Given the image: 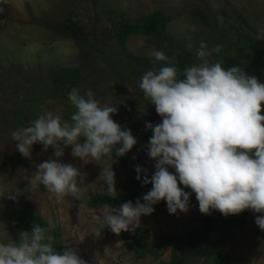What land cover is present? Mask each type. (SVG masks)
Returning <instances> with one entry per match:
<instances>
[{"label":"rangeland","instance_id":"obj_1","mask_svg":"<svg viewBox=\"0 0 264 264\" xmlns=\"http://www.w3.org/2000/svg\"><path fill=\"white\" fill-rule=\"evenodd\" d=\"M0 7L3 8L0 12V242H18L23 231L17 226V216L32 210L48 223H58L64 249H76L87 264L168 261L171 246L166 244L160 246L157 257H140L125 250L124 242L105 228L97 237L94 229L100 227V221L93 216L101 215L99 210L103 206L85 207L80 202L95 192L114 194L107 191L101 175L110 165L115 173V194L123 192L120 182L126 177V169L136 172V166H140L149 178L155 171V160L149 158L145 147L152 131L145 130V125L150 122L155 126L162 118L139 88L144 72H137L136 62V58L151 57L155 41L145 34L131 35L123 41V56L119 55L117 44L108 40L111 29L108 17L112 12L124 11L135 24L142 16L161 11L171 17L166 27L171 44L191 46L189 49L195 52L202 41L209 49L220 44L221 51L209 57L210 63L219 62L225 69L242 67L247 75L262 80L264 40H257V35L259 29L264 28V0H7L0 3ZM198 10L207 13V24L193 16V11ZM66 17L80 21L85 27H94L98 42L103 38L107 45L105 55L91 59L88 65L89 47L56 34L53 28L62 24ZM72 66L81 67L85 77L80 86L81 94L90 90L101 105L116 106L117 112L112 119L122 129H130L136 138V145L123 156L117 157L113 152L111 160L108 157L99 161L91 157L82 160L71 155V146L66 147L59 158L54 156L53 149L37 151L32 148L30 159L17 151L11 136L20 128L16 121L30 123L45 111L59 115L62 121H70L74 112L71 103L53 96L44 84L39 89L35 84L42 75L57 67ZM49 159L72 164L81 172L78 198L69 196L57 202L54 197L50 198L52 194L44 185L39 189L30 186L27 178L36 171L37 165ZM168 170L175 173L172 167ZM9 194L16 199H9ZM153 207L152 214L140 217L139 227H146L154 234L197 228L208 216L201 214L198 204L194 203L189 204L186 213L177 210L169 214L167 205L162 203ZM257 215L261 214L248 210L246 221L233 229L225 240V253L243 264H264V230L255 224ZM209 216L216 217L217 212L213 210ZM216 232L220 233L221 229ZM216 234L212 233L211 237L215 238ZM185 264L213 263L205 258L191 257Z\"/></svg>","mask_w":264,"mask_h":264},{"label":"clouds","instance_id":"obj_2","mask_svg":"<svg viewBox=\"0 0 264 264\" xmlns=\"http://www.w3.org/2000/svg\"><path fill=\"white\" fill-rule=\"evenodd\" d=\"M257 40H264V28L259 29ZM221 47L217 44L209 49L200 42L196 52L200 62L184 68L182 74L175 66L153 67L143 73L139 88L162 119L155 126L150 122L145 125V130L152 131L145 147L149 158L155 160L154 173L149 179L143 170L142 179L141 167L136 166L135 171L142 186L152 187L143 195V203L139 199L135 204L127 201L118 209L105 204L99 210L101 215L93 216L100 221V227L94 229L97 237L105 227L117 235L134 231L140 226V217L152 214L153 205L161 200L169 214L177 210L186 213L191 193L201 214L216 210L227 217L251 210L261 214L255 217V224L264 230V83L247 75L242 67L225 69L219 62L210 63L209 57ZM150 55L156 61L168 62L162 51L153 50ZM67 97L75 109L70 121L45 111L29 126L11 133L23 157L30 159L32 146L38 143L43 145L42 151L51 146L57 158L71 146L73 157L94 161L103 157L111 160L113 152L123 156L136 145L131 130L122 129L112 119L116 106L101 105L90 90L81 94L75 87ZM101 175L107 191L115 194L111 165ZM81 177L72 164L49 159L37 165L27 179L33 189L44 185L52 194L50 198L60 202L69 196L79 197ZM7 197L16 199L12 194ZM55 227L52 221L47 226L35 223L31 232L20 234L18 242H0V264H87L74 248H54L51 233Z\"/></svg>","mask_w":264,"mask_h":264},{"label":"trees","instance_id":"obj_3","mask_svg":"<svg viewBox=\"0 0 264 264\" xmlns=\"http://www.w3.org/2000/svg\"><path fill=\"white\" fill-rule=\"evenodd\" d=\"M193 16L199 18L203 23L207 24L208 22L207 13L203 11H193ZM108 18L111 26L108 40L114 41L115 44H117L119 55H122L124 51L122 49L124 40L131 35L145 34L153 37L155 41V50L164 52L168 57V62L156 61L152 56L149 58H136L138 73L145 72L153 67L158 69L162 66H175L178 73L182 74L184 68L199 62L196 57V52L193 51V49H189V47L185 45H173L170 43L166 27L171 17L161 11H152L142 16L135 24L129 20L124 11L112 12ZM53 30L60 36L71 37L78 43L89 47L88 65L91 63V59H100L101 56L105 55L107 45L103 43V38L98 42L94 27H85L80 21L66 17L63 23L57 24ZM92 52L94 53L93 55H91ZM84 78L82 69L79 66L57 67L51 70L49 74L42 75L36 80L37 83L35 87L39 89V87L44 84L46 90L56 98L68 100V92L74 87L80 90ZM259 81L264 83V79ZM71 109L75 111L72 105ZM261 115H264V109L261 110ZM16 122L20 128L30 125V123H25V121ZM32 148L37 151H42L43 145L39 143L34 144ZM52 149L53 148L49 146L47 150ZM16 160L22 161L20 158H16ZM122 162L125 165V161L122 160ZM141 169L142 171L139 175L143 179L145 172L142 167ZM137 175V172H129L126 169V177L120 182V187L123 190L122 193L114 195L104 192H95L80 202L85 207H100L105 204H109L111 207H120L122 203L127 201H131L135 204L138 199L143 203L142 197L151 189L152 185L147 184L142 186L141 180L136 179ZM179 186L184 188L183 185ZM184 191L191 193V190L188 188H184ZM158 203L166 205L164 200ZM191 203L198 204L194 193L190 195L189 204ZM216 212V217L206 216L202 220L200 227L180 230L172 234L164 232L154 234L146 227H137L134 231H121L117 235L108 227H105V229H107L109 234L117 235L118 239L124 242L123 247L125 250L132 251L140 257L146 255H154L157 257L160 254L159 250L161 245L166 244L171 246L170 259L168 261H160L159 264H185L186 260L191 257L205 258L210 260L213 264H243L240 260L234 259L225 253V240L233 229L239 227L246 221L248 210L238 215H229L227 217L222 215L219 211ZM35 223L41 226L48 225V222L39 213L32 210H26L17 216V226L23 232H31ZM55 224L56 227L51 233L55 237L54 248L57 251H63L64 239L61 226L58 223ZM218 228L221 229L220 233L216 232ZM212 233H217L215 238L211 237Z\"/></svg>","mask_w":264,"mask_h":264}]
</instances>
